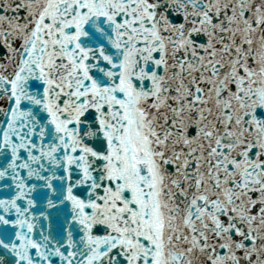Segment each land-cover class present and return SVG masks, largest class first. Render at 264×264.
<instances>
[{"label": "snow or ice", "instance_id": "snow-or-ice-1", "mask_svg": "<svg viewBox=\"0 0 264 264\" xmlns=\"http://www.w3.org/2000/svg\"><path fill=\"white\" fill-rule=\"evenodd\" d=\"M0 264H264V0H0Z\"/></svg>", "mask_w": 264, "mask_h": 264}]
</instances>
